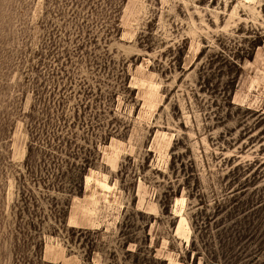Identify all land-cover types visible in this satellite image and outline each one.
Wrapping results in <instances>:
<instances>
[{"label": "rangeland", "instance_id": "rangeland-1", "mask_svg": "<svg viewBox=\"0 0 264 264\" xmlns=\"http://www.w3.org/2000/svg\"><path fill=\"white\" fill-rule=\"evenodd\" d=\"M76 2L0 0V264H264V0Z\"/></svg>", "mask_w": 264, "mask_h": 264}, {"label": "trees", "instance_id": "trees-1", "mask_svg": "<svg viewBox=\"0 0 264 264\" xmlns=\"http://www.w3.org/2000/svg\"><path fill=\"white\" fill-rule=\"evenodd\" d=\"M119 1L120 0H118V2L117 3H119ZM121 1H124V0H121ZM73 2V4L75 3V4H77V2H76V0L75 1H73V0H71V3ZM113 5V11H114V13L117 11V6H118V4H116V1L112 4ZM114 22H115V24H117L118 23V21H116V18L114 19ZM81 173H84L82 170L80 171ZM80 179H82V176L80 177V175H78L77 176V179H71L70 180V182H69V184H70V187H68L71 191L72 190H75V189H79V186L81 185L80 183H81V181H80Z\"/></svg>", "mask_w": 264, "mask_h": 264}]
</instances>
